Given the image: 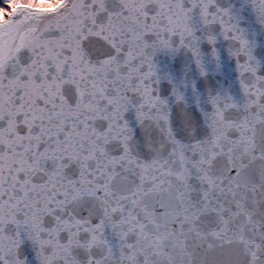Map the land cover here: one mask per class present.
<instances>
[{
	"label": "snow or ice",
	"instance_id": "obj_1",
	"mask_svg": "<svg viewBox=\"0 0 264 264\" xmlns=\"http://www.w3.org/2000/svg\"><path fill=\"white\" fill-rule=\"evenodd\" d=\"M0 264H264V0H0Z\"/></svg>",
	"mask_w": 264,
	"mask_h": 264
}]
</instances>
